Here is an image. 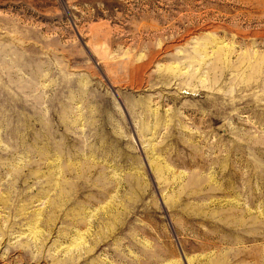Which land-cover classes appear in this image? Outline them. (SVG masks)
Listing matches in <instances>:
<instances>
[{
    "label": "rangeland",
    "instance_id": "1",
    "mask_svg": "<svg viewBox=\"0 0 264 264\" xmlns=\"http://www.w3.org/2000/svg\"><path fill=\"white\" fill-rule=\"evenodd\" d=\"M0 264H264V0H0Z\"/></svg>",
    "mask_w": 264,
    "mask_h": 264
}]
</instances>
